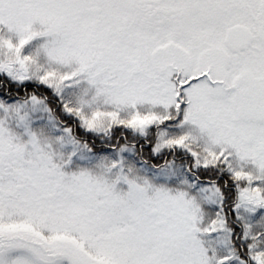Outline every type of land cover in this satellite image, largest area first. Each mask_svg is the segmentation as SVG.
I'll list each match as a JSON object with an SVG mask.
<instances>
[{
  "label": "snow or ice",
  "instance_id": "snow-or-ice-1",
  "mask_svg": "<svg viewBox=\"0 0 264 264\" xmlns=\"http://www.w3.org/2000/svg\"><path fill=\"white\" fill-rule=\"evenodd\" d=\"M0 264H264V0H0Z\"/></svg>",
  "mask_w": 264,
  "mask_h": 264
}]
</instances>
